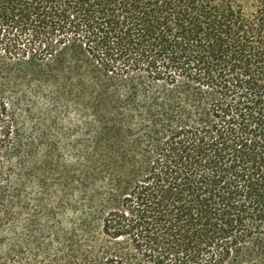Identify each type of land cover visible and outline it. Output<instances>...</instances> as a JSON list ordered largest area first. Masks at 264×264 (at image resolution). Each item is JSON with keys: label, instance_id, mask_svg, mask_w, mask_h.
<instances>
[{"label": "trees", "instance_id": "obj_1", "mask_svg": "<svg viewBox=\"0 0 264 264\" xmlns=\"http://www.w3.org/2000/svg\"><path fill=\"white\" fill-rule=\"evenodd\" d=\"M0 264H264V0H0Z\"/></svg>", "mask_w": 264, "mask_h": 264}, {"label": "rangeland", "instance_id": "obj_2", "mask_svg": "<svg viewBox=\"0 0 264 264\" xmlns=\"http://www.w3.org/2000/svg\"><path fill=\"white\" fill-rule=\"evenodd\" d=\"M68 126H69V124H68ZM58 178H59L58 176H55V179H58ZM68 215L70 216V211H69Z\"/></svg>", "mask_w": 264, "mask_h": 264}]
</instances>
